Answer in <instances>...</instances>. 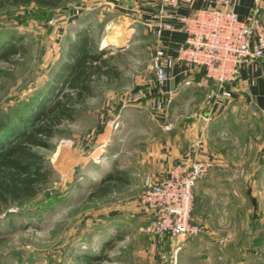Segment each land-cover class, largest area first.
I'll return each mask as SVG.
<instances>
[{"label":"rangeland","instance_id":"374dc122","mask_svg":"<svg viewBox=\"0 0 264 264\" xmlns=\"http://www.w3.org/2000/svg\"><path fill=\"white\" fill-rule=\"evenodd\" d=\"M151 6L149 0L58 6L0 0V52L11 42L25 47L23 55L0 57V120L8 129L50 90L77 28L90 25L121 72L96 80L94 95L74 119L57 127L48 148L36 149L49 178L35 196L0 211V264H82L87 253L99 257L98 264H264V109L256 101L230 100L218 118L225 129L215 131V117L199 121L212 103L206 90L173 97L162 119L155 103L138 107L142 98L135 94L154 78L157 37L145 18ZM118 108L132 117L122 115L116 128ZM194 121L199 132L206 128L202 151ZM176 135L183 136L181 144L186 140V155L173 159L168 171L179 163L213 162L193 188L192 222L202 229L180 242L150 230L153 214L141 201L142 189L147 179H160L136 157ZM114 150H122L116 163L129 182L92 197L114 166Z\"/></svg>","mask_w":264,"mask_h":264},{"label":"built area","instance_id":"2783aa9c","mask_svg":"<svg viewBox=\"0 0 264 264\" xmlns=\"http://www.w3.org/2000/svg\"><path fill=\"white\" fill-rule=\"evenodd\" d=\"M191 1L149 0L154 10L147 25L157 37L154 78L159 83L168 80L176 65L187 73L201 72L200 85L214 105H223L233 97L242 68L252 60H264V0H254L247 19L239 16L231 0H213L190 14L180 12L179 8ZM167 30L183 32L185 39L169 48L164 39ZM135 95L134 99H141L142 92ZM156 106L163 109L161 102ZM118 126L116 119L114 127ZM212 165L208 160H196L190 166L179 163L162 179L145 181L141 201L153 214L150 230L154 234L180 242L201 231L202 227L192 222L193 188Z\"/></svg>","mask_w":264,"mask_h":264},{"label":"trees","instance_id":"16d2710c","mask_svg":"<svg viewBox=\"0 0 264 264\" xmlns=\"http://www.w3.org/2000/svg\"><path fill=\"white\" fill-rule=\"evenodd\" d=\"M20 1L58 6L64 0H15ZM90 28H77L65 58L54 71L50 90L30 114L21 117L11 129L0 120V211L12 200L35 196L48 181L44 157L36 149L48 148L57 127L74 119L77 107L94 95V82L102 77H121L118 66L111 62L115 56L97 43ZM18 53H25L24 45L11 42L3 47L0 57L8 61ZM128 182V176L115 162L90 195L103 196ZM80 259L82 264H98L101 260L88 253Z\"/></svg>","mask_w":264,"mask_h":264},{"label":"crops","instance_id":"0c3cea01","mask_svg":"<svg viewBox=\"0 0 264 264\" xmlns=\"http://www.w3.org/2000/svg\"><path fill=\"white\" fill-rule=\"evenodd\" d=\"M231 1L233 3L234 9L242 19L251 17L253 12L254 0ZM207 4H213V0H192L190 3L183 4L179 8V10L182 13L190 14ZM153 10L154 6H151L149 9H147L145 18H151ZM262 21L264 23V4ZM164 39L165 45L169 48H173L185 39V34L176 30H167L164 32ZM203 78L204 76L201 72L187 73L183 70L182 66L176 65L175 67H173L171 71V77L168 80L159 83L155 80V78H153L145 84L146 86L142 92L141 97L142 100L138 102V107H142L145 110L151 109V102L155 104L157 102H161L163 105V109L157 111V113L159 112V114L157 115L160 117V119H162L163 117H166L168 115V111H164V107H166L165 104H167V101H170L173 97H178V95L181 96L182 94H184V97H186L189 91H192L193 93V91L198 90L197 88H199L203 92L205 89L200 85V82L203 80ZM189 96L192 98L193 94H190ZM233 99L256 101L257 106L261 109H264V60H252L242 68L240 76L234 85L233 98L230 100L232 101ZM230 100H228L223 105H214L210 103V106L206 108L207 110L205 108V110L203 109L205 113H202L203 110L200 112L201 116L199 121H201V118H203L205 114L210 115L215 117V120L217 121L214 128L215 131H221L225 129L223 128L225 124L219 121L218 118H220L222 112H224V109L229 107L231 102ZM116 111H118L116 119L119 121L121 120L122 115V120L126 117H128L127 119H130L132 117L131 112L126 114V109L122 110L121 108H118L116 109ZM194 125L196 126V132L198 131L197 141L200 143L199 150L202 151L201 148L205 147L204 142L206 128L205 126H200L199 132V128L197 127L198 122L194 121ZM167 127L168 126H166V128ZM199 134L201 137L203 136V138H201ZM182 137L183 136L176 135L171 139H165L164 141L162 140L159 144L155 145L152 151L151 149H149L147 150L148 152L146 151L142 154L138 153L136 157L141 158V161L145 164L148 163L150 165H153L154 167L149 169L148 173H150L157 179H161L166 176L168 169L170 168V166H172L173 159L175 160L177 158H182V156L186 155V153L184 152L186 148V140H184V144H181ZM121 153L122 150H114L112 154V161H118Z\"/></svg>","mask_w":264,"mask_h":264}]
</instances>
